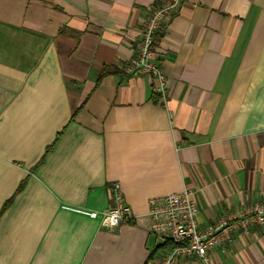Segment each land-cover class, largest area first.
Segmentation results:
<instances>
[{
    "label": "crops",
    "instance_id": "obj_1",
    "mask_svg": "<svg viewBox=\"0 0 264 264\" xmlns=\"http://www.w3.org/2000/svg\"><path fill=\"white\" fill-rule=\"evenodd\" d=\"M160 2L0 0V264H153L150 198L194 189L202 228L264 203V0H183L164 94L122 70ZM174 264H264V223Z\"/></svg>",
    "mask_w": 264,
    "mask_h": 264
},
{
    "label": "built area",
    "instance_id": "obj_2",
    "mask_svg": "<svg viewBox=\"0 0 264 264\" xmlns=\"http://www.w3.org/2000/svg\"><path fill=\"white\" fill-rule=\"evenodd\" d=\"M183 0H162L155 5L144 20L139 48L135 55L122 66L127 74H148L155 78L156 88L166 92L167 76L158 63L156 35L163 24L176 15ZM113 203L102 214V224L110 228L135 218L125 202L121 184H113ZM149 216L151 230L163 242H171V249L153 264H174L178 257L196 255L205 258L208 251L232 239V232L243 228L248 232L254 222L264 223V203H254L250 210L229 217L221 216L205 228L198 220L199 208L195 190L187 188L179 193H167L150 198ZM97 216V212H90Z\"/></svg>",
    "mask_w": 264,
    "mask_h": 264
},
{
    "label": "trees",
    "instance_id": "obj_3",
    "mask_svg": "<svg viewBox=\"0 0 264 264\" xmlns=\"http://www.w3.org/2000/svg\"><path fill=\"white\" fill-rule=\"evenodd\" d=\"M166 243H171V242H165V244H166ZM163 245H164V244H163Z\"/></svg>",
    "mask_w": 264,
    "mask_h": 264
}]
</instances>
